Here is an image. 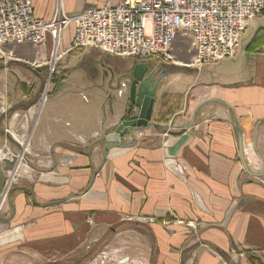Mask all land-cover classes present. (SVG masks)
I'll use <instances>...</instances> for the list:
<instances>
[{"label":"crops","instance_id":"0c3cea01","mask_svg":"<svg viewBox=\"0 0 264 264\" xmlns=\"http://www.w3.org/2000/svg\"><path fill=\"white\" fill-rule=\"evenodd\" d=\"M121 1L34 0V14L49 21L60 6L74 16ZM48 46L43 56L52 61ZM60 46L59 60L77 50L102 51L75 48L73 25ZM246 47L239 61L237 51L192 67L189 41L178 37L173 62L146 60L168 73L152 113L158 126L130 129L118 145L107 137L140 109L130 97L113 99L125 93L122 74L117 80L120 73H106L103 85L84 62L75 70L90 68L91 80L67 87L74 68L64 67L56 74L65 80L41 110L32 104L9 118L0 109V142L18 157L20 172L0 213V235L21 232L0 244V264L39 258L78 264L68 263L73 257L84 264L100 253L102 242L110 245L119 236L125 246L115 253L138 245H126L135 240L146 264H264V53ZM139 62L124 70L129 82ZM180 80L182 91L174 88ZM27 131L29 147L20 160V144L10 133L24 139Z\"/></svg>","mask_w":264,"mask_h":264},{"label":"built area","instance_id":"2783aa9c","mask_svg":"<svg viewBox=\"0 0 264 264\" xmlns=\"http://www.w3.org/2000/svg\"><path fill=\"white\" fill-rule=\"evenodd\" d=\"M262 14L264 0H122L74 16L67 15L60 6L53 18L45 21L35 16L34 0H0V61L7 65L14 60V51L8 49L12 44L44 47L51 38L53 72L61 57L59 47L63 34L73 25L75 48H94L117 57L143 61L173 62L174 43L178 37H183L190 40V52H195L190 65L202 66L233 57L246 30ZM47 94L48 90L38 110L48 99ZM136 118L131 110L127 119ZM138 135L145 136L144 130ZM13 138L22 149L21 160L28 150L29 138L24 141L14 135ZM5 156L14 158L11 152H6ZM19 176L18 166L7 171L0 190V213L5 210ZM171 223L164 222L167 226ZM187 224L196 228L192 222Z\"/></svg>","mask_w":264,"mask_h":264},{"label":"rangeland","instance_id":"374dc122","mask_svg":"<svg viewBox=\"0 0 264 264\" xmlns=\"http://www.w3.org/2000/svg\"><path fill=\"white\" fill-rule=\"evenodd\" d=\"M259 28H264V14L258 16L243 35L240 48L238 49L239 54L238 57H236L237 61L243 58L245 47L248 45L254 33ZM179 38L182 40L185 39L183 37H179ZM186 40L187 39H185V41ZM187 41H189L190 44V40ZM48 44L49 46L47 50H49L52 46L50 39ZM8 49H12L14 51L15 58L14 60H10L7 63V65L4 64L2 61H0V109L1 110L6 109L5 114L9 118L13 117L14 110L22 109L25 106H29L33 104L35 105V109H39L45 91L48 90L49 92L52 88L50 77H52L54 73L60 74L64 67L68 69L74 68L71 71L73 72V76L71 78L72 81L67 82L66 84L67 87L69 83L82 84L85 82H89V78L91 80L92 77V70L90 68L75 70L76 66L77 65L80 66L83 62L89 65H93L95 72L99 76V77L96 76L97 82L100 80L101 84L103 85H105L106 82V73L110 74L111 78L113 77L112 73H115L116 75L120 73L117 80L121 77L122 74L123 79L126 80L127 82L125 93L122 96H120L116 92V95L113 96V99L115 101H120V100L128 101V98L130 97L129 78L128 76L127 77L124 76V70L133 67V61H135V58H120V57L118 58L112 55H107L103 51H91V50H89L88 53L86 54H82L80 50H77L76 52L64 58L63 60L56 61L54 67L55 70L52 72L51 63H50L52 62L51 58H49L48 60L44 59L43 46H34L32 44L20 43V44L10 45ZM59 49H61V46L59 47ZM194 54L195 52L193 51L188 55L191 58L189 65L193 62ZM69 59L71 62V66L67 65V61ZM93 62L95 63L93 64ZM190 66L201 67L200 65H190ZM48 82L49 85H47ZM20 83H23L25 85V88H27L28 90V94L25 95L26 97H23L24 93L23 90L21 89ZM116 83L118 82L116 81ZM174 88L177 89L178 91H182L184 89L181 80L176 83V86ZM85 95L88 99H90L89 93L85 92ZM53 96L54 95H49L44 105L47 104L49 100L53 98ZM26 133L27 134L23 136L24 139L26 137L29 138V134H28L29 132L27 131ZM13 135L12 133H10V138L12 140L14 139ZM14 136L16 137V135ZM1 141L3 142V138H1ZM9 143L11 147H13V151H19L17 146L12 141H9ZM21 150L22 149L20 148V151ZM6 152L13 153L12 150H9L8 147L3 148V144L0 142V162H2L1 161L2 158H9L5 156ZM9 160L12 159L9 158ZM9 169L6 170V173L7 171H9ZM120 237L121 236L117 237V241L113 240L112 238L113 241L110 242V245H106L105 241L102 242L100 253L96 257L84 258V261H86L85 263L86 264H146V260L144 256H142V253L140 251V247H139L140 243L135 240L134 241L130 240L129 242L126 243V245L130 246V244L132 243L138 245H133L132 246L133 248L130 247L127 249V251L115 253V249L121 247L124 248L125 246L124 238L123 237L120 238ZM24 257L25 256H22V259L24 260L28 259V257L26 258ZM81 258L80 257L68 258L69 260L68 263H74L79 259L81 260ZM80 260L78 264L81 263ZM56 263L61 264V262L60 263L56 262ZM56 263H54V261H48L45 258H39L37 260V263L35 264H56Z\"/></svg>","mask_w":264,"mask_h":264},{"label":"water","instance_id":"95a60500","mask_svg":"<svg viewBox=\"0 0 264 264\" xmlns=\"http://www.w3.org/2000/svg\"><path fill=\"white\" fill-rule=\"evenodd\" d=\"M159 70L160 65H157L152 69L148 64L135 66L129 82V94L130 101L136 108L140 109V112L136 119H124L117 126L115 132L107 137V140L111 144H120L121 137L124 136L130 129L158 126L151 123L152 113L156 101L157 90L168 77L166 69L162 68L160 72ZM47 85H49V82ZM18 160V157L15 156L12 160L5 159L4 162L7 164L9 169L17 166L16 164Z\"/></svg>","mask_w":264,"mask_h":264},{"label":"trees","instance_id":"16d2710c","mask_svg":"<svg viewBox=\"0 0 264 264\" xmlns=\"http://www.w3.org/2000/svg\"><path fill=\"white\" fill-rule=\"evenodd\" d=\"M246 51L248 53L260 54L264 53V28H259L251 38L249 44L246 47ZM143 61L141 59L135 58V62ZM64 76H58L57 74H53L51 77V85L52 88L48 92V96L54 94V91L57 89V86L65 80ZM21 89L23 90L24 95L28 94L27 88L23 83H20Z\"/></svg>","mask_w":264,"mask_h":264},{"label":"bare ground","instance_id":"6f19581e","mask_svg":"<svg viewBox=\"0 0 264 264\" xmlns=\"http://www.w3.org/2000/svg\"><path fill=\"white\" fill-rule=\"evenodd\" d=\"M15 138H17L18 140L24 141V139L20 138L17 135ZM14 232H17V233L15 234L13 232H10V233H5L3 235H0V244L7 242L8 240H10L14 237L21 236V232H19V231H14Z\"/></svg>","mask_w":264,"mask_h":264},{"label":"flooded vegetation","instance_id":"af4514ba","mask_svg":"<svg viewBox=\"0 0 264 264\" xmlns=\"http://www.w3.org/2000/svg\"><path fill=\"white\" fill-rule=\"evenodd\" d=\"M138 64H139V65H140V64H149V65H151V63L146 62V61H140Z\"/></svg>","mask_w":264,"mask_h":264}]
</instances>
